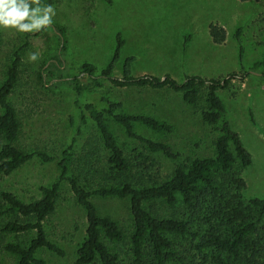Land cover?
<instances>
[{
    "label": "rangeland",
    "instance_id": "rangeland-1",
    "mask_svg": "<svg viewBox=\"0 0 264 264\" xmlns=\"http://www.w3.org/2000/svg\"><path fill=\"white\" fill-rule=\"evenodd\" d=\"M25 7V23L34 32L28 38L26 31L18 27L0 25V83L15 52L20 51L19 81L10 96L21 122L17 144L29 151H45L57 159L45 162L36 155L11 175L1 176V187L25 201L38 198L42 185H51L58 179L57 161L62 152L72 147L76 158L87 138L96 132L91 120L81 125L76 90L67 83L54 84L42 78L44 64L64 42L63 72L65 78L77 79L83 101L102 108L107 105L102 98H110L122 102L126 112L150 115L172 124L173 130L167 133L155 132L141 123H135V129L145 137L171 145L179 155L177 159L145 150L142 142L131 138L109 116V127L128 158L136 155V149L145 150L157 161L152 171L159 170L158 178L166 179L179 162L214 157L215 140L221 134L222 122L228 120L253 158L248 167L239 160L235 163V170L246 181L244 198H264V70L251 69L264 53V0H43ZM211 24L224 27L223 43L213 41ZM58 28L65 32L64 41ZM118 35L124 44L114 67L117 77L123 75L125 61L131 56L135 57V77L171 75L182 82L186 75L211 79L247 72L244 79L234 78L229 87L218 90L226 107L221 122L211 125L203 121L202 111L208 108L204 93L197 104L190 105L181 92L169 88L117 87L106 80L100 87L93 77L81 73L80 66L86 61L99 70L107 66L114 56ZM92 201L100 214L113 218L130 239L134 230L130 198L93 196ZM156 208L167 210L162 201ZM45 227L48 237L63 248L65 255L40 249L37 256L47 264H74L86 237L87 217L68 183L63 184L56 209L45 221ZM33 236L34 232L10 234L7 239L26 246ZM177 245L176 251L184 254L185 247ZM126 251L125 246L123 252ZM0 257L3 264H17L19 260L18 255L7 251H1Z\"/></svg>",
    "mask_w": 264,
    "mask_h": 264
},
{
    "label": "trees",
    "instance_id": "trees-1",
    "mask_svg": "<svg viewBox=\"0 0 264 264\" xmlns=\"http://www.w3.org/2000/svg\"><path fill=\"white\" fill-rule=\"evenodd\" d=\"M23 1L22 8L43 0ZM21 23L26 24L25 20ZM58 30L64 41V30ZM25 31L27 38L34 33ZM210 34L217 44L226 39L224 27L217 24L210 25ZM123 44L124 40L118 35L114 56L105 68L99 70L94 63L86 61L81 64L80 72L93 77L100 87L106 80L117 87L169 88L181 92L183 100L190 105L197 104L204 93L208 108L202 111V119L211 125L220 123L226 112L218 90L229 87L234 78L246 77L244 67L242 76L234 72L226 78L186 75L180 82L171 75L135 77L133 56L126 59L123 75L117 77L113 72ZM1 47L0 31V52ZM65 49L62 42L61 48L44 64L42 78L54 84L71 85L77 92L75 103L81 112V125L91 120L96 132L87 138L76 158L72 147L62 152L57 161L58 179L51 185H42L38 198L25 201L0 186V256L1 251H7L19 256L17 264H47L37 256L40 249L65 255L63 248L48 237L45 221L56 209L63 184L68 183L87 217L86 237L78 248L74 264H264V198H244L246 181L240 171L235 170V163L239 160L243 167H248L253 158L230 121L222 122L221 134L215 140L214 157L179 162L171 176L160 179L159 170L152 171L157 161L145 150L171 159L179 155L168 143L137 133L135 123L159 133L171 132L172 124L150 115L126 112L122 102L110 98H102L107 104L102 108L94 102L83 101L80 98L83 90L77 79L65 78L62 58ZM20 59V51L15 52L0 83V177L11 175L36 155L45 162L57 159L45 151H29L17 144L21 122L10 96L19 81ZM251 69L264 70V53ZM261 78L264 81V72ZM109 116L131 138L142 142L145 150L136 149V155L128 158L109 127ZM93 196L130 198L134 222L130 239L113 218L100 214ZM160 201L166 205L165 212L156 208ZM29 232H34V236L26 246L7 239L10 234ZM178 243L185 247L184 254L176 251ZM125 246L127 251L123 252ZM0 264H3L1 257Z\"/></svg>",
    "mask_w": 264,
    "mask_h": 264
},
{
    "label": "clouds",
    "instance_id": "clouds-1",
    "mask_svg": "<svg viewBox=\"0 0 264 264\" xmlns=\"http://www.w3.org/2000/svg\"><path fill=\"white\" fill-rule=\"evenodd\" d=\"M28 17V10L21 6V0H0V25L18 27V30H30L31 26L21 23ZM47 22V18H45ZM35 59V56L32 57Z\"/></svg>",
    "mask_w": 264,
    "mask_h": 264
},
{
    "label": "crops",
    "instance_id": "crops-1",
    "mask_svg": "<svg viewBox=\"0 0 264 264\" xmlns=\"http://www.w3.org/2000/svg\"><path fill=\"white\" fill-rule=\"evenodd\" d=\"M217 44V43H216Z\"/></svg>",
    "mask_w": 264,
    "mask_h": 264
}]
</instances>
